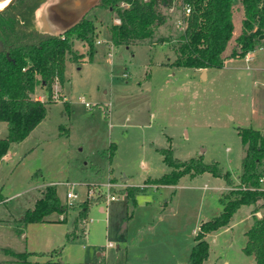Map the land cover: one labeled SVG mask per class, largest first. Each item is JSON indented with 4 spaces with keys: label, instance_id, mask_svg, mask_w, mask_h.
<instances>
[{
    "label": "rangeland",
    "instance_id": "1",
    "mask_svg": "<svg viewBox=\"0 0 264 264\" xmlns=\"http://www.w3.org/2000/svg\"><path fill=\"white\" fill-rule=\"evenodd\" d=\"M101 3L85 16L98 29L92 59L88 45L74 38L63 83L35 89L34 98L50 101L45 118L0 161V264H185L201 222L221 212V193L239 186L244 145L238 128L264 130V111L255 109L257 99L264 106V86L254 82L245 61L241 80L228 69L209 68L204 76L166 65L174 59L180 8H163L168 17L158 32L169 42L116 46L108 26L118 18ZM233 4L225 55L242 27L241 2ZM46 8L38 10V22L52 28ZM6 134L7 124L0 122V137ZM161 148L182 160L201 155L205 163L217 162L231 173L232 185L203 173L158 186L154 180L170 170ZM47 185L56 186L67 213L52 212L44 222L23 226L20 216ZM126 187L140 192L128 197ZM68 190L78 195L72 205L66 204ZM86 200L92 204L85 230L78 222L71 239ZM253 208L241 206L227 229L207 234L209 257L203 264H255L242 250ZM262 213L261 208L255 215Z\"/></svg>",
    "mask_w": 264,
    "mask_h": 264
},
{
    "label": "trees",
    "instance_id": "2",
    "mask_svg": "<svg viewBox=\"0 0 264 264\" xmlns=\"http://www.w3.org/2000/svg\"><path fill=\"white\" fill-rule=\"evenodd\" d=\"M46 0H16L0 11V40L5 46L0 54V122L7 124V134L0 137V161L12 143L21 142L45 118L50 101L34 98L41 84L51 88L65 78L66 55L72 40L80 39L88 45V59L96 52L94 38L98 32L92 20L81 19L65 32H50L38 22V9ZM100 6L115 11L118 23L108 26L111 42L118 45H150L169 42V37L158 32L168 15L163 8L184 4L190 7L186 28L178 31L173 41L174 67L194 69L221 68L227 57H244L264 44L259 37L264 34V0H240L243 9L241 33L236 37L231 52L225 55L233 34V0H101ZM124 4L125 6H121ZM5 52L9 53L8 60ZM238 135L244 145L239 186L221 193L222 210L216 217L201 222L189 258L185 264H203L209 257L207 234L227 227L233 214L244 205H253V224L246 230L243 252L252 256L255 264H264V190L259 188V178L264 175V132L252 127H239ZM170 170L154 180L158 186L175 185L183 176L195 177L209 173L232 185L231 173L217 162L205 163L201 155L188 159L174 156L173 150L159 149ZM113 153V151H112ZM139 189L125 188L128 197L134 198ZM92 202H82L74 228L69 238L77 237L78 222L85 230L87 214ZM263 209L260 217L255 215ZM68 206L58 198L56 186L47 185L32 208L20 216L25 226L30 222H44L52 213H67ZM20 231V230H19ZM25 257L26 252H12ZM45 262L43 264H50ZM61 264L60 261L54 262ZM86 264V263H78Z\"/></svg>",
    "mask_w": 264,
    "mask_h": 264
},
{
    "label": "water",
    "instance_id": "3",
    "mask_svg": "<svg viewBox=\"0 0 264 264\" xmlns=\"http://www.w3.org/2000/svg\"><path fill=\"white\" fill-rule=\"evenodd\" d=\"M100 1L101 0H58L49 7L52 13V22L59 28V32H65L83 19L88 11L99 5ZM13 2L14 0H9L3 8H0V11L7 8ZM259 38L264 39V34ZM4 51L5 46L0 40V54L4 53ZM5 55L8 60H11L9 53L5 52ZM202 71L204 72L205 69H202Z\"/></svg>",
    "mask_w": 264,
    "mask_h": 264
},
{
    "label": "crops",
    "instance_id": "4",
    "mask_svg": "<svg viewBox=\"0 0 264 264\" xmlns=\"http://www.w3.org/2000/svg\"><path fill=\"white\" fill-rule=\"evenodd\" d=\"M258 49H260V50L259 51H255V50L250 51L244 57H227L224 61L223 67L217 68V69L231 70L234 74H237V78L239 80H241L242 74L240 71L243 67H242L240 61H245L247 63V66L245 69L251 71L250 76L256 80L254 82H258L261 86H264V44L260 45V47ZM197 70L199 71V73H203L204 76H207L209 68H206L204 72L202 71V69H197ZM263 96H264V90H263ZM257 100H258V102H257L258 105L255 106V109L260 107L261 110L264 111L263 104L262 103L259 104V99H257ZM261 100H262V98H261ZM253 102H254V100H253ZM255 129H257V128H255ZM259 130H261V129H259ZM261 131L264 132V130H261ZM6 157H8V152L3 156L2 160H4ZM168 186H170V185H168ZM247 216H250V214ZM2 222H4V221H2ZM6 223H8V222H6ZM228 227H229V225L227 227H225V229H227ZM6 250H5L6 252H8V251L11 252L10 248H7ZM224 263L227 264V261L225 260Z\"/></svg>",
    "mask_w": 264,
    "mask_h": 264
},
{
    "label": "built area",
    "instance_id": "5",
    "mask_svg": "<svg viewBox=\"0 0 264 264\" xmlns=\"http://www.w3.org/2000/svg\"><path fill=\"white\" fill-rule=\"evenodd\" d=\"M190 7L188 4H184L183 7H182V11H181V14L179 17H177L176 21H175V24L178 28L179 31H184L185 28H186V16H188L190 14ZM119 20L117 19L116 20V23H118ZM85 106H89L88 103H84ZM259 188L261 190H264V175L261 176L259 178ZM94 195V191L92 189H88V196H93ZM78 198V195L75 193V192H72L70 190H68L66 192V199H67V205H72L73 204V201L76 200ZM111 200H115V195H112L110 197ZM103 211H104V208H103ZM112 244L109 243L108 246H111Z\"/></svg>",
    "mask_w": 264,
    "mask_h": 264
},
{
    "label": "flooded vegetation",
    "instance_id": "6",
    "mask_svg": "<svg viewBox=\"0 0 264 264\" xmlns=\"http://www.w3.org/2000/svg\"><path fill=\"white\" fill-rule=\"evenodd\" d=\"M3 1H5V0H3ZM8 1H9V0H8ZM15 1H16V0H14V2H15ZM52 1H53V0H46V2H45V3H44V4H43L38 10H40V9H42V8L44 9V8H46V7H47L46 9L48 10V20H49V22H50L52 28H48L46 24H44V27H43V28L46 29V27H47L46 30H47V31H50V32H59V30H58L59 28L56 26L55 23L52 22V19H51V15H52V13H51V11L49 10V7L51 6V4L57 2L58 0H54L53 2H52ZM14 2H13V3H14ZM13 3H12V4H13ZM12 4H11V5H12ZM11 5H9L8 7H10ZM8 7H7V8H8ZM5 9H6V8H5ZM88 12H89V11H88ZM88 12H87V13H88ZM87 13H86V14H87ZM86 14H85V16H86ZM85 16H84L83 18H86ZM86 19H87V18H86Z\"/></svg>",
    "mask_w": 264,
    "mask_h": 264
},
{
    "label": "bare ground",
    "instance_id": "7",
    "mask_svg": "<svg viewBox=\"0 0 264 264\" xmlns=\"http://www.w3.org/2000/svg\"><path fill=\"white\" fill-rule=\"evenodd\" d=\"M8 0H5L4 2H1L0 5H3V7L7 4ZM3 7H0V8H3Z\"/></svg>",
    "mask_w": 264,
    "mask_h": 264
},
{
    "label": "snow or ice",
    "instance_id": "8",
    "mask_svg": "<svg viewBox=\"0 0 264 264\" xmlns=\"http://www.w3.org/2000/svg\"><path fill=\"white\" fill-rule=\"evenodd\" d=\"M0 7H3V5H0Z\"/></svg>",
    "mask_w": 264,
    "mask_h": 264
}]
</instances>
